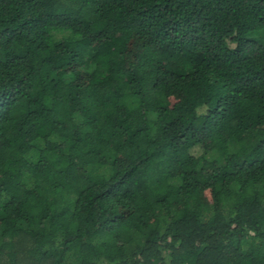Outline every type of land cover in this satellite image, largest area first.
I'll list each match as a JSON object with an SVG mask.
<instances>
[{
  "label": "trees",
  "instance_id": "1",
  "mask_svg": "<svg viewBox=\"0 0 264 264\" xmlns=\"http://www.w3.org/2000/svg\"><path fill=\"white\" fill-rule=\"evenodd\" d=\"M0 264H264V0H0Z\"/></svg>",
  "mask_w": 264,
  "mask_h": 264
},
{
  "label": "rangeland",
  "instance_id": "2",
  "mask_svg": "<svg viewBox=\"0 0 264 264\" xmlns=\"http://www.w3.org/2000/svg\"><path fill=\"white\" fill-rule=\"evenodd\" d=\"M29 179V178H28Z\"/></svg>",
  "mask_w": 264,
  "mask_h": 264
}]
</instances>
